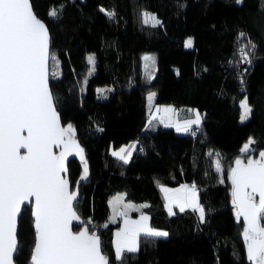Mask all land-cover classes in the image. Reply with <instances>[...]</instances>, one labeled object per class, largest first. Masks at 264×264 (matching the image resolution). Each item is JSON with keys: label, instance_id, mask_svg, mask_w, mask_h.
Segmentation results:
<instances>
[{"label": "trees", "instance_id": "16d2710c", "mask_svg": "<svg viewBox=\"0 0 264 264\" xmlns=\"http://www.w3.org/2000/svg\"><path fill=\"white\" fill-rule=\"evenodd\" d=\"M30 1L49 29L50 51L59 60L50 88L60 119L75 127L88 164V177L78 186V214L82 226L100 236L110 264H121L112 243L120 221L109 220V199L118 192L124 200L148 205L131 211L132 217L143 212L151 225L168 232L167 237L141 236L139 251L125 253L123 264H248L243 220H236L227 174L249 137L256 141L252 155L264 150V0ZM60 5L61 16L50 18V9ZM101 7L116 15L109 19ZM145 12L161 25L145 24ZM241 32L257 45L250 65L239 63ZM189 38L193 44L186 48ZM144 52L155 55L151 78L142 70ZM89 54L95 57L91 74ZM49 70H56L51 61ZM100 86L109 87L105 98L98 97ZM149 92L155 93L152 102L173 105L180 118L189 110L199 112L200 128L193 126L194 135L177 132L158 116L150 123ZM245 97L253 111L241 122ZM131 143L136 149L127 164L112 155L111 149ZM68 170L74 189L83 162L70 159ZM181 183H195L204 223L191 208L168 214L160 184ZM18 242V264H29L34 245L30 208L19 216Z\"/></svg>", "mask_w": 264, "mask_h": 264}, {"label": "snow or ice", "instance_id": "6c2138e0", "mask_svg": "<svg viewBox=\"0 0 264 264\" xmlns=\"http://www.w3.org/2000/svg\"><path fill=\"white\" fill-rule=\"evenodd\" d=\"M62 11L63 5H60L50 9L48 15L55 19ZM100 11L109 19L116 15L103 7ZM142 15L145 24L161 25L154 14L145 12ZM237 43L240 45L237 48L239 63L250 65L257 45L244 32L238 34ZM192 44L189 38L184 46L191 48ZM87 60L93 65L89 70L91 74L95 57L89 55ZM142 60L146 70H154V57L145 55ZM50 61L56 69L51 73ZM58 69L59 60L50 51L49 29L35 14L30 0H0V264H18L22 251L18 242V218L25 208L31 210L34 228L29 264H110L95 231L90 232L87 227L73 230V222L80 221L78 186L80 181L87 179L89 169L84 149L76 139L75 127L71 123L61 124L50 88V76L58 78ZM154 96L155 93L149 94L150 104ZM240 107V119L244 122L253 111L247 97ZM174 111L171 107L157 109L163 113ZM189 111L194 118L183 124L165 123V127L174 126L177 132L194 135L193 126L198 130L203 118L199 112ZM152 119L154 117H150V123ZM255 143V139L249 137L240 149L244 158L235 159L227 179L231 183L236 220H243L241 236L248 264H264V150L259 151L258 157L249 154ZM54 148L60 151L57 153ZM135 149L133 143L113 151L112 155L127 164ZM73 155L83 162V173L76 181L75 190L70 186L67 167ZM215 166L217 172L222 170L219 160ZM220 182L223 183V179ZM160 191L170 216L175 214L174 204L180 212L186 208L198 212L200 222H205L206 212L199 202L195 183L177 189L160 186ZM110 205L112 219L117 216L123 219V226L114 233L112 241L115 258L121 264L125 253L139 251L141 236H168V232L150 227L149 217L143 213L139 219H131L129 211L140 208L123 203L122 195L114 197Z\"/></svg>", "mask_w": 264, "mask_h": 264}, {"label": "rangeland", "instance_id": "374dc122", "mask_svg": "<svg viewBox=\"0 0 264 264\" xmlns=\"http://www.w3.org/2000/svg\"><path fill=\"white\" fill-rule=\"evenodd\" d=\"M89 55H92V54H89ZM145 55H149V56H152V57H154V59H155V55L153 54V53H151V52H144V53H142L141 54V61H142V70H143V73H144V75L147 77V78H151L152 76H153V73H154V70H152V69H149V70H146L145 68H144V61L142 60V57L143 56H145ZM155 67H156V59H155V66H154V69H155ZM91 68H93V65H90V69ZM104 88L105 89H107V88H109V87H98L97 88V91H98V97L99 98H105L106 96H107V94L106 95H102L103 94V91H104ZM100 90H103L102 92L100 91ZM150 93H153V92H149L148 93V96H149V94ZM245 98H242V100H244ZM241 100V101H242ZM241 101H240V104H241ZM165 107H171V108H173L175 111L174 112H172V113H163V112H157V109L158 108H165ZM148 109H149V117H152V116H158V117H160V119H163L164 120V124L165 123H171V124H177V123H179L178 122V120H179V116H178V110H176L174 107H173V105H171V104H168V103H154V102H152L151 101V104L149 103V100H148ZM242 112V111H241ZM240 117H241V115H240ZM190 118H194V115H189V116H187L186 117V119H184V121L185 120H187V119H190ZM150 119V118H149ZM183 121V122H184ZM248 141V140H247ZM246 141V142H247ZM246 142H244V144L246 143ZM131 144H133V143H131ZM243 144V145H244ZM127 145H130V144H124V145H121L120 147H118V148H114V149H111V152H113V151H118L121 147H123V146H127ZM251 154V153H250ZM252 155V154H251ZM259 155V154H258ZM241 158H244V156H240ZM253 157H258V156H254L253 155ZM181 185H187V184H184V183H181V184H178V185H175V186H168V185H165V184H160V186H164V187H167V188H169V189H177V188H179ZM190 186V185H189ZM117 195H122L123 196V194L122 193H120V192H118V193H116V194H114L110 199H109V206H110V214H109V220L110 221H114L113 219H112V207H111V205H110V201H112L113 200V198L114 197H116ZM163 196H164V194H163ZM124 197V196H123ZM123 203H131V204H133V205H135L136 207H138L139 208V206H140V203H135V202H131V201H127V200H124V198H123ZM165 204H166V201L164 200V206H165ZM174 205V204H173ZM173 207V206H172ZM166 208V207H165ZM173 210H174V207H173ZM142 214V212H139V214H138V216L135 218V217H132L131 216V211H129V213H128V215H129V217L131 218V219H133V220H137V219H139V217H140V215ZM144 214V213H143ZM144 215H147V214H144ZM149 217V216H148ZM117 218H119V221H120V226L118 227V228H116V229H119L120 227H122L123 226V219L121 218V217H119V216H117L115 219H117ZM148 223H149V226L150 227H152V228H155V229H157V230H162V231H164L163 229H161V228H156V227H154L153 225H151L150 224V221L148 220ZM115 229V230H116Z\"/></svg>", "mask_w": 264, "mask_h": 264}, {"label": "water", "instance_id": "95a60500", "mask_svg": "<svg viewBox=\"0 0 264 264\" xmlns=\"http://www.w3.org/2000/svg\"><path fill=\"white\" fill-rule=\"evenodd\" d=\"M31 2V1H30ZM36 14V13H35ZM39 18V17H38ZM39 19H41V18H39ZM42 20V19H41ZM42 22H44L43 20H42ZM45 23V22H44ZM46 24V23H45ZM47 26V25H46ZM49 36H50V34H49ZM49 72H50V70H49ZM58 111V110H57ZM59 113V112H58ZM61 124H62V126H64L63 125V123H62V121H61ZM77 139V138H76ZM78 141V140H77ZM78 143H79V141H78ZM80 144V143H79ZM81 146V145H80ZM82 147V146H81ZM23 151V150H22ZM53 151H55V152H59L60 150L59 149H53ZM77 159V160H80V158H79V156H75V155H73V156H70L69 157V160L70 159ZM84 158H85V153H84ZM67 167H68V163H67ZM69 177V176H68ZM70 186H71V182H70ZM76 188H74V190H75ZM258 199V198H257ZM32 217V216H31ZM19 219V218H18ZM33 219V218H32ZM73 225H78V226H80L77 230H74V231H79L80 230V228H82V227H85V226H82V220L80 219V221L79 222H73ZM98 235V234H97Z\"/></svg>", "mask_w": 264, "mask_h": 264}, {"label": "crops", "instance_id": "0c3cea01", "mask_svg": "<svg viewBox=\"0 0 264 264\" xmlns=\"http://www.w3.org/2000/svg\"><path fill=\"white\" fill-rule=\"evenodd\" d=\"M189 115H193L190 111H189ZM188 115V116H189ZM184 119H186V117H184ZM184 119L183 118H180L179 117V120H178V122L180 123V124H183V121H184ZM174 125V124H173ZM174 127V126H173ZM124 198V197H123ZM173 207L174 208H178V207H176L175 205H173ZM179 209V208H178ZM167 210V209H166ZM168 212V211H167ZM173 212H174V210H173ZM143 213V212H142ZM145 214V213H144ZM137 217V216H136ZM135 217V218H136ZM119 229H116V230H114V232H113V239H114V233L116 232V231H118ZM114 247V246H113Z\"/></svg>", "mask_w": 264, "mask_h": 264}]
</instances>
